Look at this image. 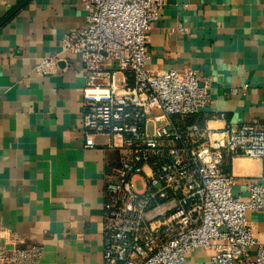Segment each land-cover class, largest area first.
I'll list each match as a JSON object with an SVG mask.
<instances>
[{"label": "crops", "instance_id": "crops-1", "mask_svg": "<svg viewBox=\"0 0 264 264\" xmlns=\"http://www.w3.org/2000/svg\"><path fill=\"white\" fill-rule=\"evenodd\" d=\"M87 14L78 0H0V225L24 240L9 248L42 244L40 264H104V188L119 155L104 135L86 146L84 68L62 46ZM149 49L152 73L198 70L210 94L202 126L264 127V0H167ZM224 165L238 195L264 182V157ZM247 219L264 243V212ZM207 260L200 248L188 264Z\"/></svg>", "mask_w": 264, "mask_h": 264}, {"label": "built area", "instance_id": "built-area-1", "mask_svg": "<svg viewBox=\"0 0 264 264\" xmlns=\"http://www.w3.org/2000/svg\"><path fill=\"white\" fill-rule=\"evenodd\" d=\"M78 1L85 24L62 46L84 68L85 144L104 135L119 155L104 188L103 263L188 264L203 248L206 264H264V243L247 219L264 212V182L238 195L224 165L229 155L263 158L264 127L214 132L195 120L210 102L198 70L148 69L150 31L167 0ZM7 242L24 240L0 225V264H40L42 244Z\"/></svg>", "mask_w": 264, "mask_h": 264}]
</instances>
